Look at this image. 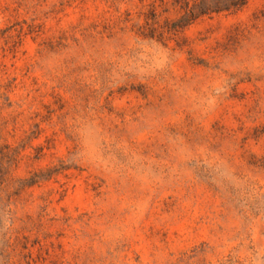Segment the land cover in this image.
Wrapping results in <instances>:
<instances>
[{"label":"rangeland","instance_id":"obj_1","mask_svg":"<svg viewBox=\"0 0 264 264\" xmlns=\"http://www.w3.org/2000/svg\"><path fill=\"white\" fill-rule=\"evenodd\" d=\"M173 1L0 0V264H264V0Z\"/></svg>","mask_w":264,"mask_h":264},{"label":"trees","instance_id":"obj_2","mask_svg":"<svg viewBox=\"0 0 264 264\" xmlns=\"http://www.w3.org/2000/svg\"><path fill=\"white\" fill-rule=\"evenodd\" d=\"M246 1L247 0H175L173 2L178 4L184 12L175 22H167L165 30L167 33L177 34L179 28L182 27L183 21H191L199 15L210 13H219L223 11L233 12L240 9ZM195 10L198 12L196 13Z\"/></svg>","mask_w":264,"mask_h":264}]
</instances>
